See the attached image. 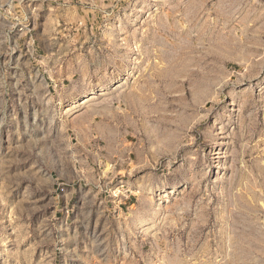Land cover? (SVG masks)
<instances>
[{"label":"rangeland","instance_id":"1","mask_svg":"<svg viewBox=\"0 0 264 264\" xmlns=\"http://www.w3.org/2000/svg\"><path fill=\"white\" fill-rule=\"evenodd\" d=\"M0 264H264V0H0Z\"/></svg>","mask_w":264,"mask_h":264},{"label":"bare ground","instance_id":"2","mask_svg":"<svg viewBox=\"0 0 264 264\" xmlns=\"http://www.w3.org/2000/svg\"><path fill=\"white\" fill-rule=\"evenodd\" d=\"M87 101H83L82 103H80L81 106L85 105Z\"/></svg>","mask_w":264,"mask_h":264}]
</instances>
